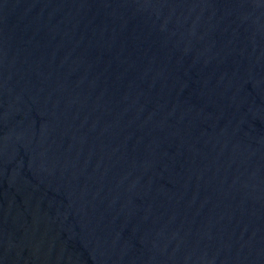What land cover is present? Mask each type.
<instances>
[{
    "label": "water",
    "instance_id": "95a60500",
    "mask_svg": "<svg viewBox=\"0 0 264 264\" xmlns=\"http://www.w3.org/2000/svg\"><path fill=\"white\" fill-rule=\"evenodd\" d=\"M0 264H264V0H0Z\"/></svg>",
    "mask_w": 264,
    "mask_h": 264
}]
</instances>
